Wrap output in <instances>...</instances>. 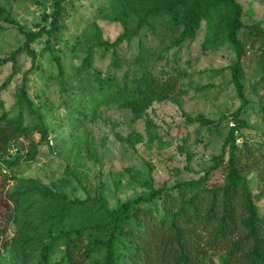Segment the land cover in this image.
Listing matches in <instances>:
<instances>
[{
    "label": "rangeland",
    "instance_id": "obj_1",
    "mask_svg": "<svg viewBox=\"0 0 264 264\" xmlns=\"http://www.w3.org/2000/svg\"><path fill=\"white\" fill-rule=\"evenodd\" d=\"M56 1L0 0V58L24 47L14 70L10 62L0 66V85L14 71L0 91V115L18 113L16 91L27 71V94L40 113L23 110V125L32 129L5 157L0 264H40L42 243L65 231L96 236L95 226L108 221L100 203L116 209L148 194L147 183L160 188L198 178L239 120L236 144L264 147V0H236L242 7L239 59L226 39V11L201 18L192 36H184L188 10L143 19L134 34L144 6L162 0H61L53 28L47 16ZM27 33L35 35L29 43ZM237 63L242 96L234 81ZM226 161L227 154L207 184H225ZM257 170L247 175L264 214ZM46 189L65 201H89L66 205L43 197ZM25 190L31 191L18 203L6 201V193ZM63 249L56 242L46 264H64ZM104 260L101 243L87 264ZM214 261L222 264L219 255Z\"/></svg>",
    "mask_w": 264,
    "mask_h": 264
},
{
    "label": "trees",
    "instance_id": "obj_2",
    "mask_svg": "<svg viewBox=\"0 0 264 264\" xmlns=\"http://www.w3.org/2000/svg\"><path fill=\"white\" fill-rule=\"evenodd\" d=\"M61 8V0H57L54 11L47 16L53 28L57 26ZM186 10L189 17L188 29L184 32L186 37L194 34L201 18L208 17L212 12L226 11V39L239 59L243 47L238 38L242 28V7L236 0H162L153 6H144L133 33L138 32L143 19L176 16ZM0 12L3 9L0 8ZM4 18L9 23L15 22L8 13ZM26 36L29 43L35 35L27 33ZM120 36L123 37V33ZM103 44L111 46L106 42ZM23 50L24 47H20L0 58V66L10 62L14 70L16 57ZM57 67L59 74L63 75L60 61H57ZM13 70L1 83L0 91L10 83ZM27 72L22 78V86L16 91L18 113L13 117H8L6 113L0 115V184L8 181L5 157L11 143L32 129L23 125V110L40 117L27 94ZM233 74L242 96L239 63L234 67ZM240 122L230 128L221 152L213 157L212 164L198 178L171 186L164 184L160 188L147 183L148 194L129 199L116 209H108L100 203L99 208L108 221L95 226L96 236H92L91 232L86 234L83 229L59 234L56 242L64 246V264H87L101 243L105 246L104 264H216L214 258L218 255L222 264H264V214L255 204L247 175L257 167L259 194L264 195V147L252 148L245 144L242 148L236 144L235 132ZM39 130L41 137H46L45 128L39 126ZM225 154V184H207L208 176L219 168ZM30 191L6 193V201L9 204L18 203ZM43 197L60 200L66 205L89 201H65L58 192L50 189L44 191ZM29 237L26 234V238ZM56 242L42 243L40 264L47 263Z\"/></svg>",
    "mask_w": 264,
    "mask_h": 264
}]
</instances>
